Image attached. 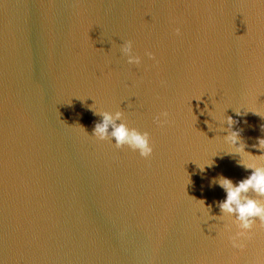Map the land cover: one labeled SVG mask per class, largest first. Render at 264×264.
Segmentation results:
<instances>
[{"label": "water", "instance_id": "water-1", "mask_svg": "<svg viewBox=\"0 0 264 264\" xmlns=\"http://www.w3.org/2000/svg\"><path fill=\"white\" fill-rule=\"evenodd\" d=\"M92 104L151 156L89 136ZM224 116L260 154L264 0H0V264H264V226L233 248L209 186L251 171L223 153Z\"/></svg>", "mask_w": 264, "mask_h": 264}, {"label": "clouds", "instance_id": "clouds-1", "mask_svg": "<svg viewBox=\"0 0 264 264\" xmlns=\"http://www.w3.org/2000/svg\"><path fill=\"white\" fill-rule=\"evenodd\" d=\"M176 33L179 34L180 30L177 28ZM132 40H125L120 45V53L126 57V61L130 65L139 66L142 62V57L133 51ZM144 55L150 59H154L153 53L146 50ZM89 109L93 115L99 116L100 119L94 122L91 135L85 129V133L97 140L110 139L116 148L127 147L143 158H148L153 152V145L150 141L149 133L147 131H139L136 128L129 127L124 118V113L121 110L107 111L97 109L89 105ZM241 109L244 113L247 110L244 107H232L236 115H242ZM207 114L212 116V110L205 109ZM253 112V111H251ZM255 113V112H253ZM258 114V113H256ZM259 115V114H258ZM154 123L164 125L168 123V112L161 111L154 118ZM206 123H208L206 121ZM236 121L231 116H224L220 131L226 132L222 136L226 149L223 151L227 155H238L239 159L236 161L238 166L243 167L245 170H251L244 178L233 182L232 179L223 175H217L211 178L209 186L212 184L218 185L225 193L224 199L217 201V207L220 209V216H227L231 219L232 224L235 225V232L230 230L229 225H225V230L228 234V241L233 248H243L244 242L251 239L253 236V226L256 221H259L261 226H264V200L257 199L256 197H264V137H257V142L252 147L260 150V154L254 155L245 150L246 145L243 141L240 129H233ZM211 123H208L209 130H212ZM225 125L227 127H225ZM264 128V126H262ZM216 156L212 155L211 157ZM213 161L210 158L209 162L197 163L198 167L203 171L205 166H212ZM253 193V195H249ZM198 200V199H196ZM203 202V200H199ZM205 206V205H204ZM208 208V207H206ZM209 209V208H208Z\"/></svg>", "mask_w": 264, "mask_h": 264}]
</instances>
